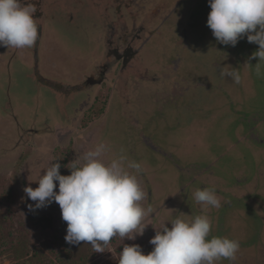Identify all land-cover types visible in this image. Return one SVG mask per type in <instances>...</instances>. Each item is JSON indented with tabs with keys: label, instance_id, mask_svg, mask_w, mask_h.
<instances>
[{
	"label": "rangeland",
	"instance_id": "obj_1",
	"mask_svg": "<svg viewBox=\"0 0 264 264\" xmlns=\"http://www.w3.org/2000/svg\"><path fill=\"white\" fill-rule=\"evenodd\" d=\"M210 11L208 0H182L176 18L191 24L192 52L199 53L195 57L201 63L203 80L225 87L238 110L233 111L223 91L200 86L188 96H192L190 110L180 102L178 107L165 105L160 110L157 106L142 114L146 135L174 160L140 141L118 103L110 104L113 88L108 83L88 96L38 84L25 69L2 74L0 264H118L125 244H139L148 254L154 248L149 241L157 229L165 224L170 227L177 215L201 213L193 194L205 187H214L221 201V207L208 212L213 221L210 237L238 239L240 249L234 261L264 264V62L257 74L259 57L252 58V54L259 46L246 37L236 46L219 43L207 25ZM54 36V70L49 72L56 78H82L95 46L90 32L84 24L82 29L74 23L56 26ZM219 57L220 63L215 65ZM221 68H236L241 82L221 76ZM254 116L260 117V144L247 137ZM242 122L245 138L241 137ZM101 140L111 145L106 159L122 149L129 159L142 163L143 204L151 206L153 213L144 219L148 225L143 235L135 240L114 237L103 253H97L85 242L67 243V222L60 206L53 201L30 210L36 202L24 188L38 187L36 180L52 163L65 167ZM190 163L197 164L190 174H182L176 166ZM55 190H59L58 182ZM43 220H50L51 225L44 228ZM216 264L234 263L222 258Z\"/></svg>",
	"mask_w": 264,
	"mask_h": 264
},
{
	"label": "clouds",
	"instance_id": "obj_2",
	"mask_svg": "<svg viewBox=\"0 0 264 264\" xmlns=\"http://www.w3.org/2000/svg\"><path fill=\"white\" fill-rule=\"evenodd\" d=\"M211 11L207 25L213 36L223 45L236 46L244 37L257 44L252 58L257 74L264 62V0H208ZM37 8L31 0H0V47L31 48L38 40L39 19L34 18ZM221 76L237 84L241 74L236 68H221ZM41 151L46 152V149ZM111 145L99 141L65 167L70 175L60 172V163H52L40 175L39 186H27L24 192L35 201L34 209L55 201L67 222L65 240L69 244H90L97 253H103L115 237L135 240L143 235L148 224L145 217L153 213L145 207L146 193L140 175L142 163L131 160L121 149L110 159ZM58 182L59 190L56 191ZM194 200L201 213L192 217L177 215L168 224L157 229L149 241L154 248L145 254L139 244H125L118 264H216L220 259L236 260L240 249L238 239L211 236L210 208L221 207L214 187L197 189Z\"/></svg>",
	"mask_w": 264,
	"mask_h": 264
},
{
	"label": "flooded vegetation",
	"instance_id": "obj_3",
	"mask_svg": "<svg viewBox=\"0 0 264 264\" xmlns=\"http://www.w3.org/2000/svg\"><path fill=\"white\" fill-rule=\"evenodd\" d=\"M31 2L37 8L34 18L39 19L38 40L31 48L0 47V78L2 74L11 75L25 69L38 84L66 94L82 91L88 96L108 83L113 88L110 104L118 103L127 124L137 131L140 141L172 159L171 153L155 145L146 135L140 118L142 114L147 115L157 106L160 110L165 105L178 107L180 102L190 110L192 96H188L200 86L223 91L233 111L238 110L225 87L213 84L210 79L203 80L201 63L195 57L199 53L192 52L195 45L191 42V24L176 18L182 0ZM74 23L80 24L82 29L84 24L90 32L89 39L95 44L83 77L76 81L67 75V79L56 78L49 72L54 70V28ZM221 58L215 59L214 64L219 65ZM259 120L258 116L252 118L247 137L260 144L263 139L257 130ZM241 126L244 129L241 137L245 138V122ZM176 166L182 174H190L197 164Z\"/></svg>",
	"mask_w": 264,
	"mask_h": 264
},
{
	"label": "trees",
	"instance_id": "obj_4",
	"mask_svg": "<svg viewBox=\"0 0 264 264\" xmlns=\"http://www.w3.org/2000/svg\"><path fill=\"white\" fill-rule=\"evenodd\" d=\"M60 172L63 175H70L71 174V169L61 166ZM41 223L43 224L44 228H47V227H49L51 225V221L50 220H45V221L43 220Z\"/></svg>",
	"mask_w": 264,
	"mask_h": 264
},
{
	"label": "water",
	"instance_id": "obj_5",
	"mask_svg": "<svg viewBox=\"0 0 264 264\" xmlns=\"http://www.w3.org/2000/svg\"><path fill=\"white\" fill-rule=\"evenodd\" d=\"M238 264V263H237Z\"/></svg>",
	"mask_w": 264,
	"mask_h": 264
}]
</instances>
